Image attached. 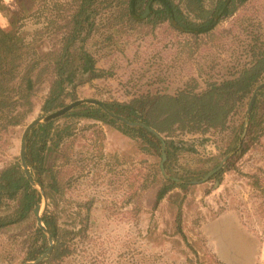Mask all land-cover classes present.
Masks as SVG:
<instances>
[{"label":"rangeland","instance_id":"374dc122","mask_svg":"<svg viewBox=\"0 0 264 264\" xmlns=\"http://www.w3.org/2000/svg\"><path fill=\"white\" fill-rule=\"evenodd\" d=\"M175 1L189 19L201 21L221 0L191 6L187 0ZM81 3L0 0V28L27 37L26 64L37 56L47 63L46 54L63 45V25ZM150 5L140 7L146 9L144 18L134 20L126 14L125 0L91 2L92 24H85L71 48V64L78 72L74 82L65 85L63 105L42 110L51 82V75H44L25 122L0 127V170L21 163L24 129L40 115L79 99L112 103L181 91L199 94L212 83L238 76L254 54L264 50V0H247L234 11L235 4L226 0L228 13L200 34L154 12L148 16ZM159 5L155 2L154 9ZM83 52L93 56L101 76L82 72ZM261 80L258 86L264 76ZM257 99L251 126L252 115L245 116L248 106L232 114L225 130L177 131L170 138L176 148H167L171 154L168 159L166 153V166L149 140L118 119L103 118L97 105L84 103L90 106L83 108V115L89 116L66 113L54 119V131L61 130L62 139L49 152L45 168L55 171L58 187H52L50 172H43L47 200L42 197L39 204L43 219L56 218L59 238L53 248L60 245L59 255L52 262L46 256L34 264H264V87ZM241 122L247 132L238 139ZM222 161L221 169L206 178ZM159 168L165 179H170L167 174L180 179L171 181L186 184L174 186L161 201L157 196L163 181L155 180ZM20 196L3 200L1 219L19 215ZM37 205L0 230V264H24L45 253L32 259L45 244L38 231Z\"/></svg>","mask_w":264,"mask_h":264},{"label":"trees","instance_id":"16d2710c","mask_svg":"<svg viewBox=\"0 0 264 264\" xmlns=\"http://www.w3.org/2000/svg\"><path fill=\"white\" fill-rule=\"evenodd\" d=\"M92 1L82 0L77 12L72 15L71 19L66 20L65 25H63L66 27V35L62 41L63 45L60 48L54 47L46 54L47 63H43V56H37L33 61L26 64V57L29 54L30 47L27 37L18 32L14 35H9L0 28V127H17L25 122L33 111L35 105L33 97L43 81L44 75L50 74L51 82L50 92L43 103L42 110L49 112L63 105V102H60V98L65 90V85L67 83L72 84L78 72V66L71 64V48L81 38V34L86 28L85 24L87 23V26L92 24L89 21L93 12V9H89ZM125 1L128 2L126 14L134 20L136 18H144L146 9H140V7L150 3L151 15L154 12L159 18L171 19L176 27L196 34L209 32L222 16L228 13V8L224 6L226 0H221L213 11L207 10V15L203 16L201 21L189 19L185 15L181 4L175 0ZM201 1L187 0L189 6L192 4L200 5ZM231 1L232 4H235L232 9L234 11L247 0ZM155 2L160 4L157 9L153 7ZM221 9L223 10L222 13H220ZM183 22H186V25ZM86 36L82 39L84 40ZM254 56L255 58L251 64L245 66L238 76L226 79L221 83H212L205 91L199 94L181 91L175 95L141 96L134 98L131 102H105V105L109 110L121 115L124 114L131 121L146 124L160 135H164L165 140L143 126L131 127L125 124L128 130L150 141L152 147L156 149V156L159 159L163 157L164 152L168 154L169 159L171 151L170 149L167 151V148L171 146L174 149L176 148L175 142L170 138L177 131H201L206 133L225 130L228 128L230 117L239 109L245 110L249 106L251 96L264 76V50H260ZM81 60L83 62L82 72L92 73V77L101 76L100 73H97L96 61L92 55L83 52ZM262 92L263 90L258 95ZM87 106L90 105H80L65 116L83 115L84 112L82 110ZM257 106L258 99L253 104L251 111L245 112V116L248 114L252 115L250 126L253 124L252 121L255 118ZM96 111H99L103 118L111 122H117L115 118L102 108L98 107ZM85 116L89 115L84 114L83 117ZM56 120L34 128L27 138V162L32 177L44 188L45 184L41 175L46 171L50 172L51 182H53L52 187H58L57 184H54L58 181L55 171L52 168H45L49 152L59 146L62 139L60 136L61 130L60 133L59 131H54ZM244 124V122H241L238 127L236 135L238 139H240V135L245 129ZM250 126L249 131L251 129ZM52 134H54L55 138L52 137ZM164 143L166 144L165 149L163 148ZM242 150L245 151V148ZM166 163L168 162H165L164 166H166ZM158 171L159 173L155 180L163 181V185L158 192V201H161L174 186H186V184H179L171 181V179H165L161 173V168ZM19 196V215L7 220L0 218V230L7 229L18 222V220L23 219L35 205L39 204L42 198L40 192L33 187L27 178L21 163L17 162L0 170V206L5 198L16 199ZM43 221L52 239L57 240L59 238V229L56 218L46 216ZM38 231L43 236L45 244L38 251H35L33 260L49 248L45 232L42 229H38ZM59 246L56 245L53 248L52 252L47 255L46 260L52 262V260L58 258Z\"/></svg>","mask_w":264,"mask_h":264},{"label":"water","instance_id":"95a60500","mask_svg":"<svg viewBox=\"0 0 264 264\" xmlns=\"http://www.w3.org/2000/svg\"><path fill=\"white\" fill-rule=\"evenodd\" d=\"M149 9V8H147ZM264 87V83L263 84H260L257 89L255 90V92L253 93L252 97H251V101H250V105H249V111H251L252 109V106L256 100V97H257V93L260 89H262ZM84 103H90V104H93V105H97L99 106L100 108H102L105 112H107L109 115H111L112 117H114L115 119H118L119 121L129 125V126H143L145 128H147L148 130L154 132L157 134L158 137H161L160 134L158 132H156L153 128H151L150 126L146 125V124H143V123H140V122H137V121H131L129 120L128 118H126L124 115H121V114H118L114 111H111L109 110L105 103L101 100H97V99H79V100H76V101H73L69 104H67L66 106L62 107V108H59L58 110L56 111H52L48 114H45V115H40L38 116L37 118L33 119L24 129V132H23V135H22V138H21V150H20V156H21V163H22V166H23V169L25 171V174L27 176V178L30 180L31 184L33 185V187L35 189H37L40 194L42 195L43 199L46 201V193L42 187V185L35 181L34 178L32 177V174H31V171L29 169V165H28V162H27V138L29 136V134L31 133V131L36 128L37 126L39 125H42L46 122H49V121H52L62 115H65L66 113H69L71 110H73L74 108L84 104ZM246 132H247V124H246V127L242 133V137L241 138H244L245 135H246ZM163 148L165 149L166 148V144L164 143L163 144ZM167 158V154L166 152L163 153V163H162V166H164V162ZM224 161H222L220 163V165L215 168L206 178H208L209 176L213 175L215 172H217L218 170L221 169V167L223 166V163ZM166 174V173H165ZM166 176L172 180H176V181H179L180 179H176L175 177H170L166 174ZM205 178V179H206ZM47 204V203H46ZM35 212L37 214V217H38V226L45 232V234L49 237L50 239V247H49V250L47 252H45L41 257H39L38 259L34 260V261H29V262H26L24 264H34V263H37L43 259L46 258V256L48 254H50L53 250V246H54V241L51 237V234L50 232L48 231V229L46 228V225L44 224V221H43V213L41 211V205H37L36 209H35Z\"/></svg>","mask_w":264,"mask_h":264},{"label":"flooded vegetation","instance_id":"af4514ba","mask_svg":"<svg viewBox=\"0 0 264 264\" xmlns=\"http://www.w3.org/2000/svg\"><path fill=\"white\" fill-rule=\"evenodd\" d=\"M223 8H224V7H223ZM223 8H222V9H223ZM222 9H221L220 13H222V11H223ZM150 14H151V13L149 12V13H148V16H150ZM152 15H153V14H152ZM156 15H157V14H156ZM169 20L171 21V23H174L173 20H171V19H169ZM187 31H188V30H187Z\"/></svg>","mask_w":264,"mask_h":264}]
</instances>
